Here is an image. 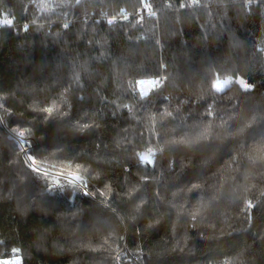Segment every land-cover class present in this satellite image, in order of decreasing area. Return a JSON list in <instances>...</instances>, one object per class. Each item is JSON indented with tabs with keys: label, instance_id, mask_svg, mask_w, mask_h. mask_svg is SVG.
<instances>
[{
	"label": "trees",
	"instance_id": "obj_1",
	"mask_svg": "<svg viewBox=\"0 0 264 264\" xmlns=\"http://www.w3.org/2000/svg\"><path fill=\"white\" fill-rule=\"evenodd\" d=\"M258 1L0 0V261L264 264Z\"/></svg>",
	"mask_w": 264,
	"mask_h": 264
},
{
	"label": "snow or ice",
	"instance_id": "obj_2",
	"mask_svg": "<svg viewBox=\"0 0 264 264\" xmlns=\"http://www.w3.org/2000/svg\"><path fill=\"white\" fill-rule=\"evenodd\" d=\"M198 0H193V3H197ZM254 0H248V3L251 4L253 3ZM76 3H79V0H76ZM146 8H150L151 5H146L145 6ZM181 7H184V5L182 4ZM127 18V17H125ZM113 21L112 20H109L108 23H112ZM0 25H3V26H7V27H11L14 25V20L12 18H8L7 16H3L2 18H0ZM25 27V30H27V25L24 26ZM65 27H67V25H65ZM237 83L240 84V86L242 88H244L245 90H248L251 88V85L246 82L244 79H239L238 81H236ZM139 83L141 85H144L145 83H148L144 80H141L139 81ZM153 84H156V83H159L158 81H154V82H151ZM233 83V80H232V77L231 76H227L225 79L221 80V79H217L214 84L212 85V87H214L216 89L217 92H223L224 89L226 87H228L229 85H231ZM141 92H143L145 95H147V92L144 90V88L142 87L141 88ZM0 107H3L2 103H0ZM43 111L51 114L53 111H54V106L53 107H50V108H45L43 109ZM86 126V125H85ZM25 133L23 131H20L19 132V136L20 137H24ZM31 159V157L29 158ZM142 160L148 162V163H151V160L149 159L148 156H142L141 157ZM32 163H35V160L32 161ZM33 171H36L38 172L39 169L38 168H34ZM74 180H79L80 177L79 176H74L73 177ZM252 205L249 204V207H251ZM20 252L19 249L17 248H13L12 249V253H13V256L14 258L13 259H10V260H2L0 261V264H22V261H21V258L19 257V255H17L18 253Z\"/></svg>",
	"mask_w": 264,
	"mask_h": 264
},
{
	"label": "built area",
	"instance_id": "obj_3",
	"mask_svg": "<svg viewBox=\"0 0 264 264\" xmlns=\"http://www.w3.org/2000/svg\"><path fill=\"white\" fill-rule=\"evenodd\" d=\"M247 6L249 7H252V6H256L258 5L259 1L258 0H254L253 3L249 4L248 3V0H247ZM202 4L200 2H197V3H193L190 2V4L188 5H184V7L182 8H196V7H201ZM127 17V18H125ZM158 17H159V12L156 11V10H151V9H145V10H139V11H136L135 13H130V12H125L123 13L122 15V18L125 20V21H128L130 22L133 18H136L138 21H143L145 19H154V20H158ZM112 21H116L117 20V17L113 18V19H110ZM73 20H70L68 23L70 22H73ZM3 25H0V27H2ZM130 260L132 262H134L135 264L139 263L138 262V259L134 256H130ZM118 263H120V261L118 260ZM210 264H231V262L227 259L221 261V262H218V263H210Z\"/></svg>",
	"mask_w": 264,
	"mask_h": 264
},
{
	"label": "rangeland",
	"instance_id": "obj_4",
	"mask_svg": "<svg viewBox=\"0 0 264 264\" xmlns=\"http://www.w3.org/2000/svg\"><path fill=\"white\" fill-rule=\"evenodd\" d=\"M193 0H191L192 2ZM44 3H46L45 1H43ZM44 8L46 9V6H44ZM148 83H145L144 85H141L140 83H138V90L140 91V93L142 95H145L143 92H141V88L143 87L144 90L147 92V94L149 93V91L155 86V84L151 83V82H154V80H144ZM51 175H54V176H58V177H61V178H64L66 181L68 182H72V181H76L78 182L79 180H74L73 178H70V177H67V176H64L62 174H58V173H51ZM13 259V258H12ZM10 260V259H9Z\"/></svg>",
	"mask_w": 264,
	"mask_h": 264
}]
</instances>
